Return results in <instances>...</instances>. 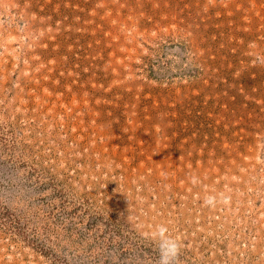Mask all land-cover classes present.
Masks as SVG:
<instances>
[{"label": "rangeland", "instance_id": "rangeland-1", "mask_svg": "<svg viewBox=\"0 0 264 264\" xmlns=\"http://www.w3.org/2000/svg\"><path fill=\"white\" fill-rule=\"evenodd\" d=\"M160 225L264 264V0H0V264H158Z\"/></svg>", "mask_w": 264, "mask_h": 264}, {"label": "clouds", "instance_id": "clouds-1", "mask_svg": "<svg viewBox=\"0 0 264 264\" xmlns=\"http://www.w3.org/2000/svg\"><path fill=\"white\" fill-rule=\"evenodd\" d=\"M205 203L212 204L213 200L209 198ZM167 231L168 229L163 225L157 228V235L160 239V257L158 264H179L181 245L176 240L166 236Z\"/></svg>", "mask_w": 264, "mask_h": 264}]
</instances>
